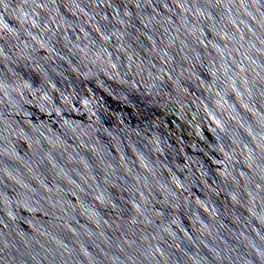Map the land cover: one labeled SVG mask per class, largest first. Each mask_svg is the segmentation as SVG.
<instances>
[{"label": "water", "instance_id": "1", "mask_svg": "<svg viewBox=\"0 0 264 264\" xmlns=\"http://www.w3.org/2000/svg\"><path fill=\"white\" fill-rule=\"evenodd\" d=\"M0 264H264V0H0Z\"/></svg>", "mask_w": 264, "mask_h": 264}]
</instances>
